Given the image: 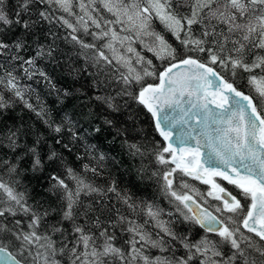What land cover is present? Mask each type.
<instances>
[{
    "label": "snow or ice",
    "instance_id": "obj_1",
    "mask_svg": "<svg viewBox=\"0 0 264 264\" xmlns=\"http://www.w3.org/2000/svg\"><path fill=\"white\" fill-rule=\"evenodd\" d=\"M36 2L47 5L52 12L41 10L39 20H24L22 14L28 11L33 0H23L15 22L25 29H30L32 23L41 20L49 24L55 22L68 29L70 40L81 49L80 55L85 64L96 69L94 75L103 77V81L97 83L107 82L111 86L110 82L115 80L123 86L116 93L117 96L130 98L150 114L155 131L164 141V145H158L152 151L157 164L163 166L152 175L162 182L160 188L169 198V203L175 202L176 212L185 221L198 225L205 235L198 240L188 235H178L173 231L171 221L160 218L163 209L153 203H145L147 219L143 224L124 216L119 209L114 221L108 217L109 227H121L122 232L129 234L125 241L128 247H117L115 234L102 227L105 223L101 219L105 213L103 201L85 204L81 196L95 193L106 197L107 193H114L119 202L133 211L138 205L128 192L118 190L115 181L107 189L99 188L65 163L66 175L61 177L53 172L49 179L52 193H59L60 199L65 202L61 220L72 224L74 236L71 246L61 242L57 247L53 236L57 233L64 236V229L58 223H47L46 218L50 215L47 208L40 210L33 206L28 202L27 192L17 191L12 183L0 177V218L28 217L26 229L20 219H16L11 228L0 220V234L10 235V243H18V255L21 257L14 255L5 241L0 239V256L4 257L0 264H61L57 256L65 254L69 264H264V244L247 234L251 233L264 241V111L256 102L259 97L260 102L264 103V54L257 53L251 63L247 62V56L253 49L264 50V0ZM3 3L4 0H0V6ZM56 11L66 15L56 16ZM69 17H73L75 22ZM154 20H159L183 45L184 53L153 29ZM12 23L0 9V25ZM193 25L202 28L200 36L193 35ZM220 25L224 27L217 31ZM80 33L90 36L91 42H86ZM234 36L239 38L234 39ZM144 37L150 38L147 43ZM137 42L158 60L168 61L163 71L157 74L153 61L141 55L133 46ZM228 44L232 47L229 48ZM14 47L19 51L23 43L16 41ZM9 48L10 45L0 40V50L7 51ZM52 52L51 48L45 52L41 47L36 55L50 57ZM188 53H206L207 62ZM12 59L21 60V57L13 55ZM213 66L231 71L233 77L238 70L249 73L248 83L256 96L239 90L234 82L225 79ZM21 67L25 74L31 76L35 59L23 60ZM255 69H260L261 74H254ZM39 74L48 79L45 73ZM146 77L158 78L160 83L145 84ZM134 84L139 86L138 91L133 89ZM0 86L24 102L25 107L35 111L24 100V92L18 87V77L13 72L8 71L5 76H0ZM97 99L104 100L114 111L120 110L114 96ZM124 104L130 107L128 100ZM8 107L10 103L0 96V109ZM42 115V112H37V116ZM67 122L71 125L69 132L72 139L81 138L73 130V122L70 119ZM178 126L177 133L175 130ZM49 127L52 125L49 124ZM52 130L57 134L62 132L60 125ZM18 136L19 130H10L7 135V146L13 151L19 147ZM60 142L57 140V143ZM39 143L37 140L36 145L27 149L32 157L31 169L34 172L44 166L38 151ZM64 147L71 151L69 145ZM92 147L86 146L89 155ZM128 148L132 155H144L142 145L129 144ZM91 158L97 160V165L85 163L84 171H90L94 176L101 175L98 169L103 166L99 161L104 160L105 156L101 154L99 158ZM20 159L17 158V163L3 161L9 175L18 173ZM47 159L53 163L58 160L63 162L54 150ZM177 174L209 185L207 197L219 202L212 206L214 212L194 199L199 196L207 203L205 195L188 182L180 180ZM215 177L234 185L245 199L251 201L246 210L241 199L226 191ZM68 180L73 182L74 188L69 186ZM92 214H95L94 221ZM81 216L85 219V225L93 223L99 229L98 236L86 230L85 225L76 223ZM150 221L159 229V238L148 231ZM177 243L185 249L182 257L175 255ZM224 246L230 249V254L224 251ZM151 249L158 250L160 255H150Z\"/></svg>",
    "mask_w": 264,
    "mask_h": 264
},
{
    "label": "trees",
    "instance_id": "obj_2",
    "mask_svg": "<svg viewBox=\"0 0 264 264\" xmlns=\"http://www.w3.org/2000/svg\"><path fill=\"white\" fill-rule=\"evenodd\" d=\"M22 2L23 0H4L3 5L0 6V9L13 21L7 26L0 25V40L10 45L9 50H0V76H5L8 71L13 72L18 77V87L24 92V100L31 104L35 111L25 107L24 102L0 86V96H3L10 103V107L0 109V177L12 183L17 191L27 192L28 202L33 206L40 210L47 208L50 212L46 218L48 224L58 223L63 227L64 236L59 233L53 236V239L57 241L58 248L61 242L69 243L71 246L70 242L74 236L71 222L61 220V212L65 202L60 199L59 193L54 194L50 190L49 177L53 172L64 177L66 175L65 163L84 176L88 182L99 188L107 189L115 181L118 190L122 193L128 192L132 196L133 202L138 205L133 211L119 202L114 193H107L106 197L97 194L81 196L85 204L95 203L96 200L103 201L105 213L101 219L105 223L102 227L108 228L110 233L115 234L116 246L117 242H122V239L126 241L127 235L126 232L121 231V227L115 229L109 227L108 217L114 221L117 218L116 210L119 209L124 216L130 219H138L144 223L146 220L145 203H153L163 209L165 221H171V227L178 235H188L193 240L205 235L198 225L185 221L176 212L175 202L169 203V198L165 197L161 191L160 184L162 182L152 175L154 171L163 167L157 164L152 151L158 145H164V141L155 131L150 114L130 98L117 96L116 93L123 86L117 84L115 80L110 82L111 86H108L107 82L97 83V81H103V77L94 75L96 69L90 64H85L80 55L81 49L70 40L68 29L58 23L49 24L42 20L39 23H32L30 29H25L22 24H17L15 22L18 19L16 13L21 12ZM41 10L52 12L47 5H41L33 0L28 11L23 12L22 18L30 22L37 21ZM183 11L187 12L190 9ZM54 15L63 16V13L56 11ZM223 27V25L218 26L217 31ZM193 28L195 30L193 35L200 36L202 28L199 25H193ZM153 29L161 33L179 52H185L183 45L170 31L164 28L159 20L153 21ZM224 31L226 32L227 29L225 28ZM79 35L86 42H91L90 36H84L83 33ZM233 38L238 39L239 37L234 36ZM16 41L23 43V47L19 51L14 47ZM41 47L45 52L51 48L53 50L52 56H37L36 54ZM228 47L231 48L232 45L228 44ZM257 53L264 54V50L253 49L247 56V62L251 63ZM142 54L153 61L157 74L159 71H163V68L168 64V61L162 62L146 51H143ZM188 54L197 55L207 62L206 53ZM13 55H18L21 60H13ZM27 59H35V68L30 70L31 76L25 74L23 67H21L22 61ZM213 67L225 79L234 82L239 90L247 95L256 96L248 83L249 73L238 70L237 75L233 77L231 71H224L217 66ZM121 70L123 71V69ZM40 72L45 73L48 79L41 76ZM254 74L260 75V69H255ZM157 82L158 78H145V84H157ZM133 89L138 91L139 86L134 84ZM109 95L116 97L115 102L120 105L119 111L109 108L104 100L97 99V97ZM125 100H128L130 107L124 104ZM256 102L264 111V103L260 102L259 97H257ZM37 112H42L43 115L37 116ZM69 119L75 125L73 130L81 138L72 139L69 132L71 125L67 122ZM106 121L112 123L108 124ZM49 124L52 127H49ZM56 125H60L62 128L60 134L52 130ZM10 130H19L17 140L19 147L15 151L7 146V135ZM37 140L40 141L38 151L44 161V166L34 172L31 169L32 157L27 149L36 145ZM57 140L61 142L57 143ZM129 144L142 145L144 155H132L128 148ZM64 145H69L71 151ZM87 145L93 146L90 149V155L86 152ZM53 150L59 153L63 162L59 160L55 163L48 161L47 156ZM101 154L105 156L104 160L99 161L103 167L98 170L102 174L94 176L90 171L85 172L83 164L96 166L97 160L91 157L99 158ZM78 156L81 159H77ZM18 157L22 158L19 160L20 170L16 174L9 175L7 166L3 165V161L17 163ZM177 175L180 180L205 190L200 182ZM17 181L19 183H16ZM220 181H222L220 183L226 191L241 199L246 210L250 200L245 199L236 187L225 185L224 180ZM67 182L70 187L74 188L71 180ZM168 213L173 215L169 216ZM91 219L95 220V214L91 215ZM76 223L85 225L84 217H79ZM5 224L9 225V228L13 226V223L9 224V221H6ZM85 227L86 230H90L91 233L98 236L99 229L93 223H87ZM251 235L258 243L264 244V241H260L253 234ZM0 239L6 242L8 249L14 255L18 254V243L8 242L10 235L0 234ZM175 246L180 249L178 243ZM18 258L21 257L18 256ZM57 259L61 261V264H69L67 254L57 256Z\"/></svg>",
    "mask_w": 264,
    "mask_h": 264
},
{
    "label": "rangeland",
    "instance_id": "obj_3",
    "mask_svg": "<svg viewBox=\"0 0 264 264\" xmlns=\"http://www.w3.org/2000/svg\"><path fill=\"white\" fill-rule=\"evenodd\" d=\"M63 13V12H62ZM77 13H78V9H77ZM105 15H108L107 13H104ZM66 14L65 13H63V16H65ZM110 19L112 18V17H109ZM69 19H72L73 20V22H75V20H74V18L73 17H69ZM144 39V41H145V43H147L148 42V40L150 39L149 37H144L143 38ZM136 49H137V51H139L140 53H141V55H143L142 54V52L143 51H146L147 53H149V54H152L151 52H149V51H147L146 50V48H144V47H142L141 46V44L139 43V42H137L136 44H134L133 45ZM144 56V55H143ZM137 67H139V66H137ZM149 79H153L152 77H148ZM255 92V91H254ZM196 181H198V180H196ZM187 182V181H186ZM200 182V181H199ZM201 183V182H200ZM190 184V183H189ZM190 185H192V184H190ZM192 186H194V185H192ZM200 193H203L204 195H205V197L207 198V203H205L204 202V200H202L199 196H195L194 197V199H196L197 200V202L198 203H200L201 204V206H203V207H206V208H208V209H211V211H213L214 212V208L212 207L213 205H217V204H219V202L218 201H215V200H213L211 197H207V192L209 191V185H208V188H206L205 190H202V189H199V188H197L196 186H194ZM93 194H95V193H93ZM92 194V195H93ZM180 215V214H179ZM225 215H227V213L225 214ZM181 216V215H180ZM162 220H164L165 221V219H164V217H163V214H162V216L160 217ZM16 219H20L22 222H23V227L26 229L27 228V222H28V217H24L23 215H19V216H17V217H11V216H9L7 219H4V218H0V220H4V223H6V221H9V224H12V223H14V221L16 220ZM146 219H147V217H146ZM133 220H136L138 223H141V224H143V222L142 221H140V220H138V219H133ZM7 225V224H6ZM8 227H9V225H7ZM147 229H148V231H150L152 234H153V236L154 237H156V238H159V236L157 235V233H159V229H157V228H155L153 225H152V222L150 221L149 222V224L147 225ZM126 235H127V237H126V240L129 238V234L126 232ZM160 235H162V233L160 234ZM200 237H198V238H196V240H198ZM9 241H11V236H10V240ZM8 241V242H9ZM119 241V240H118ZM6 243V242H5ZM9 244V243H8ZM179 244V243H178ZM180 245V244H179ZM117 247H124V248H127L128 246H127V244H125V241L122 239V242L121 241H119V242H117ZM224 251L225 252H228L229 254H230V249L227 247V246H224ZM158 250H156V249H151L150 251H149V254L150 255H153V256H155V255H159L160 253L158 252ZM174 252H175V255L176 256H178V257H182V256H184L185 255V249L180 245V249H178V247H176L175 246V248H174ZM18 255V254H17ZM26 255V254H25ZM166 255H169V256H171L172 255V253H166ZM19 256V255H18ZM197 264H198V262H197Z\"/></svg>",
    "mask_w": 264,
    "mask_h": 264
},
{
    "label": "flooded vegetation",
    "instance_id": "obj_4",
    "mask_svg": "<svg viewBox=\"0 0 264 264\" xmlns=\"http://www.w3.org/2000/svg\"><path fill=\"white\" fill-rule=\"evenodd\" d=\"M221 186H223L220 182H222V181H220L219 179H215ZM196 182H198V181H196ZM225 185H227V186H232V187H235L234 185H231V184H228L226 181L225 182H223ZM203 185V187L206 189V188H208V185H206V184H202ZM240 191V190H239ZM229 192V191H228ZM233 194V193H232ZM251 202V201H250ZM250 202H249V204H250ZM210 211H211V209H209ZM248 235H250V236H252L251 235V233H247ZM254 238V237H253Z\"/></svg>",
    "mask_w": 264,
    "mask_h": 264
},
{
    "label": "water",
    "instance_id": "obj_5",
    "mask_svg": "<svg viewBox=\"0 0 264 264\" xmlns=\"http://www.w3.org/2000/svg\"><path fill=\"white\" fill-rule=\"evenodd\" d=\"M160 83V81H158V84ZM177 133L179 132V126L177 127V129L175 130ZM162 138V137H161ZM163 139V138H162ZM4 259V257L0 256V260Z\"/></svg>",
    "mask_w": 264,
    "mask_h": 264
},
{
    "label": "bare ground",
    "instance_id": "obj_6",
    "mask_svg": "<svg viewBox=\"0 0 264 264\" xmlns=\"http://www.w3.org/2000/svg\"><path fill=\"white\" fill-rule=\"evenodd\" d=\"M159 231V230H158ZM158 253V252H157ZM160 255V254H159Z\"/></svg>",
    "mask_w": 264,
    "mask_h": 264
}]
</instances>
